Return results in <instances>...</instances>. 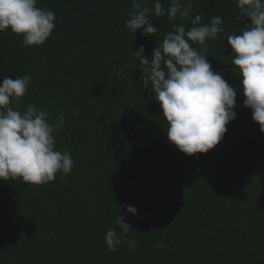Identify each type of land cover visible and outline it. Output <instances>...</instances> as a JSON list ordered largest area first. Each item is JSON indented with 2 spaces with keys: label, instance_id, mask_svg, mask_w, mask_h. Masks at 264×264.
I'll return each instance as SVG.
<instances>
[{
  "label": "trees",
  "instance_id": "trees-1",
  "mask_svg": "<svg viewBox=\"0 0 264 264\" xmlns=\"http://www.w3.org/2000/svg\"><path fill=\"white\" fill-rule=\"evenodd\" d=\"M191 2L189 17L169 21L146 0L156 36L126 27L132 0H38L56 17L39 47H25L11 30L0 33V84L31 75L19 110L33 104L51 121L63 114L56 149L74 162L67 176L41 186L0 180V264H264V133L244 106L227 42L250 21L237 20L236 0ZM170 3L161 0L165 9ZM196 13L204 23L223 20L204 54L237 89V107L214 149L187 156L168 142L134 53L143 46L151 59L172 26L187 30ZM129 205L137 216L126 212ZM120 214L135 230L133 252L106 245L107 231H120Z\"/></svg>",
  "mask_w": 264,
  "mask_h": 264
},
{
  "label": "clouds",
  "instance_id": "clouds-1",
  "mask_svg": "<svg viewBox=\"0 0 264 264\" xmlns=\"http://www.w3.org/2000/svg\"><path fill=\"white\" fill-rule=\"evenodd\" d=\"M38 0H0V33L11 30L22 36L25 47H39L55 28V14L37 6ZM146 0H132V9L126 27L134 34L142 30L145 36H156L158 29L149 21L150 9ZM237 20L250 21L241 34L229 35L233 71L239 72L244 106L251 110L253 121L264 133V0H236ZM156 17L181 21L193 12L191 0H171L165 9L161 0H154L151 10ZM196 13L192 27L174 24L157 46L151 59L144 56L141 46L135 51L142 70V84L151 89L161 106L167 122L168 142L187 156L206 154L223 139L226 126L236 119L237 89L214 71L204 54L207 40H215L224 31L223 20L213 15L207 23ZM198 44V52L192 45ZM119 75V74H118ZM31 75L16 79L5 76L0 84V180L18 178L27 185L41 186L53 182L58 173L67 176L74 167L69 151L56 149L57 137L64 126V115L51 121L48 110L28 104L21 112L19 104L30 86ZM78 115V113H76ZM126 212L137 216L134 206ZM119 228L109 229L105 235L108 250L117 251L121 244L133 252L137 241L129 239L133 232L123 215L115 220ZM155 247L163 249L157 242Z\"/></svg>",
  "mask_w": 264,
  "mask_h": 264
}]
</instances>
